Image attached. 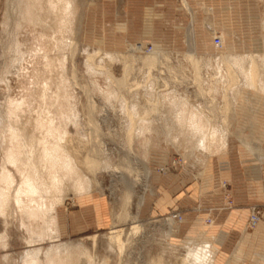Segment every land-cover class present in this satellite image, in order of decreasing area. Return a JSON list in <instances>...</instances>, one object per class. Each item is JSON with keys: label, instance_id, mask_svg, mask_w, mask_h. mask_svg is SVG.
<instances>
[{"label": "rangeland", "instance_id": "374dc122", "mask_svg": "<svg viewBox=\"0 0 264 264\" xmlns=\"http://www.w3.org/2000/svg\"><path fill=\"white\" fill-rule=\"evenodd\" d=\"M76 4L77 40L74 50L68 48L63 53V67L55 68L58 75L54 80L61 76L65 78L61 92L68 91L72 96V104L82 124L79 130L85 132L89 140L88 143H81V154L95 152L102 161L105 160L103 163L107 161L112 168L122 170L120 173L98 170L95 174L99 182L97 188L82 196L71 195L58 207L63 218H60L62 232L59 227L57 243L77 244L83 241L95 251L96 264H156L162 256L163 264H180L187 245L209 243L217 251L216 264H222L225 256L219 254L209 235L210 225L213 224L209 214L218 209L248 206L251 208L250 219L254 211H260L261 219L255 224L250 220L244 233L229 235V246L235 247L238 243L241 255L237 254V250L233 253L232 249L227 252L230 255L233 253L227 262L264 264V200L253 206L244 204V200L236 203L238 196L245 199V195L253 193L252 181L256 177L253 171L259 161H264L250 145L253 143L256 148L264 150V89L248 86L246 72L239 73L243 89L234 103L235 111L228 117L232 134L227 138L224 149L221 146L218 148V137L213 154L196 151L197 155L204 157V164L188 161L184 149L178 150L164 139L158 140L154 133L137 136L133 146L129 147L126 135L130 121L125 108L126 102L128 106H132L134 101L146 104V93L151 87L147 84L149 67L145 58L152 52L162 51L168 59L160 55L156 67L152 69L153 75L160 80L159 85H155L156 91L166 93L175 90V94L193 104L215 108L216 119L221 124L225 88L222 89L220 84L218 91L215 87L211 93H200L192 65L185 58L191 50L190 28L193 50L199 57L264 54V0H76ZM16 9L17 0H0V141L1 123L7 120L10 99L26 101L23 118L35 120L41 112L38 102L40 88L31 83V70L26 69V62L25 67L13 62L10 43L14 20L7 17ZM35 34L31 26H26L20 35L27 55L30 47L36 45ZM216 36L222 38L220 47L215 45ZM99 50L129 55L128 63L132 70L127 76L126 86L120 91L115 82L124 78V62L106 61L97 53ZM88 56L94 57V70L87 66ZM207 65L202 67V74H212L217 78L221 71L219 66L216 68L214 62L211 66ZM237 68L240 69L239 66ZM163 80L169 82L168 87L162 85ZM205 87L210 88L207 84ZM108 90L116 91L119 96L111 103L104 96ZM55 91L56 84L51 92ZM33 96L36 100L32 105ZM91 103L95 107L89 111ZM32 129L30 126L29 130ZM71 129L75 131L73 126ZM38 136L42 134L38 132ZM151 138L152 146L146 147ZM72 145L79 146V140H72ZM223 159L230 160L226 167L222 165ZM126 163L131 171L124 168ZM145 164L151 170L149 177ZM163 180L182 196L179 208L159 206ZM127 191L131 198L126 209L131 217L113 229L114 213L121 211L124 192ZM82 202H89L91 206L93 203L102 205L100 215H104V220L100 226L95 224L92 207L89 213L81 211ZM134 216L138 217L136 223H133ZM9 223V245L7 248L0 246V264H23L27 233L18 219H10ZM114 230H119L121 234L122 250L108 245V235ZM4 231L5 224L0 216V233ZM93 237H97L95 249L92 248ZM49 244L43 243L42 246ZM5 255H9L7 261Z\"/></svg>", "mask_w": 264, "mask_h": 264}, {"label": "bare ground", "instance_id": "6f19581e", "mask_svg": "<svg viewBox=\"0 0 264 264\" xmlns=\"http://www.w3.org/2000/svg\"><path fill=\"white\" fill-rule=\"evenodd\" d=\"M76 5V0H17L16 11L12 17H7L8 20H14L10 43V49L14 53L13 62L21 63L23 67L26 62V69L31 70V83L39 85L40 88L38 102L41 105V112L37 119L23 118L26 101L12 98L7 109V120H2L1 123L0 216L3 218L5 231L0 233V246L8 247L9 220L18 219L20 226L27 233L25 236L27 250L22 259L23 264H96L95 251L83 241L77 244L57 243L60 238L57 209L69 196H82L97 188L99 182L95 174L98 170L108 169L114 173L116 171L120 173L122 170L119 167L112 168L107 161L103 163L105 160L102 161L95 152L81 154V143H88L89 140L86 139L85 132L79 130L82 124L72 104V96L68 91L64 94L61 92L65 78L61 76L60 79L54 80L58 75L55 68L63 67V53L68 48L74 50L77 40ZM8 20L6 24H9ZM26 26H31L36 33L34 36L36 45L30 47L28 55L24 51L25 44L20 37ZM189 43L191 50L185 58L192 65L193 76L199 85L200 93L205 94L207 91L211 93L215 87L218 91L220 84L222 89L225 88L222 123H218L216 119L215 108L193 104L175 94V90L166 93L156 91L155 85H159L160 80L153 75L152 69L156 67L160 55L167 59L168 55L162 51H155L145 58V64L149 67L147 84L151 87L146 93V104L141 105L142 103L134 101L132 106H128V103H125L126 116L130 121L126 137L129 147H132L137 136L154 133L158 140L164 139L178 150L184 149L188 161L204 164L206 162L204 157L197 155L196 151L213 154L212 149L215 145L217 147L215 140L218 137L220 143L218 148L221 146L224 149L228 142L227 138L232 134L228 117L235 111L234 103L242 93L243 84L239 83L241 81L239 73L246 72L248 86L264 89V54L199 57L193 50L192 27L189 31ZM97 53L106 61L124 62V78L115 82L120 91L126 86L127 76L132 70L130 62L128 63L129 55L100 50ZM213 59L215 61H212ZM93 60V56H88L87 66L94 70ZM213 62L216 68L219 66L218 69H221L217 78L212 74H202V67L207 64L211 66ZM235 64H238L240 69ZM109 76L111 79L110 73ZM55 84L57 91L51 92ZM205 84L210 88L205 87ZM162 85L168 87L169 82L163 80ZM104 96L111 103L118 93L108 90ZM35 100L33 96L32 105ZM94 107V103H91L88 110L92 111ZM30 126L33 127L32 130H29ZM72 126L75 128L74 132ZM38 132L42 134L41 137L38 136ZM72 140H79L80 145L73 146ZM147 144L146 147L152 146L153 138L149 139ZM250 145L256 149L263 161L264 150L256 148L253 143ZM124 168L131 171L127 163L124 164ZM145 170L149 177L151 170L146 164ZM124 193L126 194L121 211L114 213L113 229L131 217L126 209L131 194L129 191ZM137 218L133 217V223L138 222ZM120 235L119 230L110 232L108 235L110 248L123 249ZM92 241V248L95 249L97 237H93ZM43 243L51 244L44 247ZM162 257L156 264H163ZM216 257L217 251L213 244L190 243L180 264H216ZM8 258L9 255L4 256L6 261Z\"/></svg>", "mask_w": 264, "mask_h": 264}, {"label": "crops", "instance_id": "0c3cea01", "mask_svg": "<svg viewBox=\"0 0 264 264\" xmlns=\"http://www.w3.org/2000/svg\"><path fill=\"white\" fill-rule=\"evenodd\" d=\"M221 162H222V165L224 164V166L226 167V165L229 164L230 160L223 159ZM254 166H255V163H254ZM253 173L256 176L254 178L252 177L253 178L252 182L254 186L253 193L249 192L248 195L244 196L245 199H242L240 196H238L237 198L238 199L241 198V199L240 200L236 199L237 200L236 203H240V201L244 200V204L253 206L257 202L264 200V161L262 163H260V161L258 162L257 166H255V170L253 171ZM162 184H163L161 186L162 190H160V196H159V206L163 208L164 207L168 208L169 206L174 209L179 208V206L181 205L180 201L182 199V196L180 195L179 191L174 192L172 188L167 186V183L165 182V180L162 181ZM161 199L163 200L162 202H161ZM221 200H222V196H221ZM101 206L102 205L98 206L96 203H93V206H91V203L89 202L80 203L81 211H85L89 213L92 210L91 207L93 208L94 221H95V224L98 226H100V224L102 223V220H104V215L103 214L100 215V211L102 208ZM61 212L62 210L59 208L58 209V221H59L60 232H62L60 218H63V213ZM67 214H68L67 216H69V212ZM250 214H251V208L248 206L241 207L238 209L237 208L236 209L231 208L227 210L218 209V210L210 212L209 216L212 217L211 223L213 224L210 225L211 228L209 229V233H210L209 235L214 240L213 242L218 247L219 254L225 256L222 258V264H226V263L230 264L227 261L228 259H230L232 254L236 252V250H237V254L241 255L239 254L240 252H238V248H239V246H237L238 243L235 244V247H233V245L231 247L229 246L228 244L230 240L229 235L231 234L236 235L238 234V232L244 233L246 230V227H248L247 223L250 221ZM202 219L204 220L205 217H203ZM232 249L234 252L231 253V255L227 254V252ZM243 251H241V253Z\"/></svg>", "mask_w": 264, "mask_h": 264}, {"label": "built area", "instance_id": "2783aa9c", "mask_svg": "<svg viewBox=\"0 0 264 264\" xmlns=\"http://www.w3.org/2000/svg\"><path fill=\"white\" fill-rule=\"evenodd\" d=\"M215 45L217 46V47H220V46H222V38L220 37V36H216L215 37ZM152 49V48H151ZM150 49V50H151ZM177 217V216H176ZM182 218V217H181ZM260 219H261V215H260V211H254L253 213H252V215H251V222L253 223V224H255V223H257V222H259L260 221Z\"/></svg>", "mask_w": 264, "mask_h": 264}]
</instances>
